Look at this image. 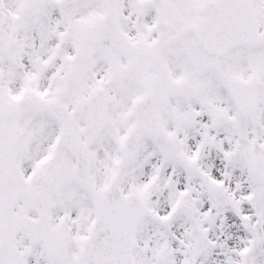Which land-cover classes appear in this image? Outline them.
<instances>
[{"label":"snow or ice","instance_id":"snow-or-ice-1","mask_svg":"<svg viewBox=\"0 0 264 264\" xmlns=\"http://www.w3.org/2000/svg\"><path fill=\"white\" fill-rule=\"evenodd\" d=\"M0 264H264V0H0Z\"/></svg>","mask_w":264,"mask_h":264}]
</instances>
